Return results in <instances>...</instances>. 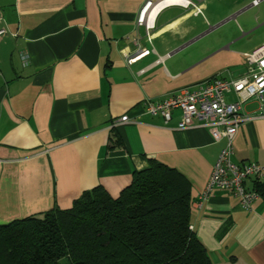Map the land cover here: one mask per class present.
Returning a JSON list of instances; mask_svg holds the SVG:
<instances>
[{"label": "crops", "instance_id": "0c3cea01", "mask_svg": "<svg viewBox=\"0 0 264 264\" xmlns=\"http://www.w3.org/2000/svg\"><path fill=\"white\" fill-rule=\"evenodd\" d=\"M252 1L203 0L202 15L169 6L149 43L136 24L144 0H0V225L69 208L99 185L116 197L155 160L189 180L191 228L210 264H264L261 198L246 210L216 189L195 203L224 140L204 126L178 129V110L165 123L142 103L243 76V54L264 44V0ZM137 35L151 52L127 63ZM123 115L130 121L113 126ZM232 161L264 164V118L240 125Z\"/></svg>", "mask_w": 264, "mask_h": 264}, {"label": "trees", "instance_id": "16d2710c", "mask_svg": "<svg viewBox=\"0 0 264 264\" xmlns=\"http://www.w3.org/2000/svg\"><path fill=\"white\" fill-rule=\"evenodd\" d=\"M252 183L264 201V180ZM192 201L183 174L150 160L116 197L99 185L69 208L0 225V264H210Z\"/></svg>", "mask_w": 264, "mask_h": 264}, {"label": "built area", "instance_id": "2783aa9c", "mask_svg": "<svg viewBox=\"0 0 264 264\" xmlns=\"http://www.w3.org/2000/svg\"><path fill=\"white\" fill-rule=\"evenodd\" d=\"M259 0H253L256 5ZM169 6H181L194 15L203 14V0H144L138 10L136 24L145 30V38L151 43L152 32L157 15ZM8 33L0 24V38ZM140 37L134 39L135 54L125 55L131 63L140 55L149 54L150 48L140 45ZM153 51V50H152ZM246 73L238 78H209L196 86L185 87L169 94L161 100L143 99L145 113L161 116L168 123L175 110L179 111L178 129L194 126L207 127L214 141L223 139L220 149L204 188L199 193L196 206H200L216 189L230 190L237 197L242 208L250 210L258 192L246 185L253 178L264 179V164L246 162L237 164L232 161L233 140L240 125L247 120L264 118V44L251 52L243 54ZM234 93L235 100L227 101L226 94ZM250 99L256 100L258 109L254 114H246L243 104ZM127 115L113 120L112 125L128 122Z\"/></svg>", "mask_w": 264, "mask_h": 264}, {"label": "rangeland", "instance_id": "374dc122", "mask_svg": "<svg viewBox=\"0 0 264 264\" xmlns=\"http://www.w3.org/2000/svg\"><path fill=\"white\" fill-rule=\"evenodd\" d=\"M233 69V68H232ZM233 71H234V69H233Z\"/></svg>", "mask_w": 264, "mask_h": 264}]
</instances>
